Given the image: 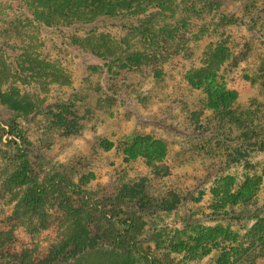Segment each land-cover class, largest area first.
Listing matches in <instances>:
<instances>
[{"label":"rangeland","instance_id":"obj_1","mask_svg":"<svg viewBox=\"0 0 264 264\" xmlns=\"http://www.w3.org/2000/svg\"><path fill=\"white\" fill-rule=\"evenodd\" d=\"M210 1V8L194 20L182 42L169 43L166 60L142 71L115 66L109 69L79 50L71 39L86 36L85 29L46 28L33 23L25 26L23 39L0 33L3 65L12 67L14 56L19 54L11 53V48L30 46L40 58L64 70L67 84L43 88L40 98L45 103L41 110L50 107L60 112L53 109L56 103L72 102L71 110L79 117L81 127L78 133L63 136L44 114L16 119L28 144L6 135L0 142V221L11 213L21 194L7 195L1 185L10 170L7 155L12 154L15 142L17 147L27 148L34 182L52 186L50 192L62 205L99 202L109 217L117 219L133 217L124 214L126 211L134 213L139 244L122 252L134 264H264V245L259 246L258 253L250 243L254 233L248 229L254 221L235 214L257 210L264 217V150L248 147L256 135L258 145L264 143V0ZM22 4L21 0H0V19L23 20L27 13ZM96 34L118 44L127 41L133 46L136 42L118 26H100ZM235 57L241 59L236 66ZM197 72L237 93L229 110L201 112L202 90L188 84ZM16 86L29 94L37 93L17 82ZM11 120L12 114L0 107V133L11 130ZM136 134L164 143L170 176L152 182L151 201L145 207L117 204L111 208L102 189L111 181L106 173L120 161L112 153L93 157L92 145H103L102 139L113 142L117 136ZM239 139L251 140L245 146L249 155L243 163L233 164L227 147L236 145ZM74 159H88L92 166L85 170L76 166V173L71 175ZM112 161L115 164L106 167ZM150 171L147 167L143 174ZM135 176L130 175L134 180ZM225 177H229V185L221 188L220 179ZM244 179H248L255 196L249 206L231 205L225 194L235 193ZM217 188H221L220 193ZM169 191L179 194L180 205L173 211L156 210L154 207ZM49 218V228L34 234L27 232L29 224H24L27 228L19 226L17 249L34 248L44 255L66 222L63 212H52ZM246 246L251 250L240 254Z\"/></svg>","mask_w":264,"mask_h":264},{"label":"trees","instance_id":"obj_2","mask_svg":"<svg viewBox=\"0 0 264 264\" xmlns=\"http://www.w3.org/2000/svg\"><path fill=\"white\" fill-rule=\"evenodd\" d=\"M21 2L27 13L23 20L7 22L0 19V33L6 37L23 39L25 26L29 27L33 23L46 28L85 29L88 30L86 36L71 39V43L79 50L99 59L109 69L115 66L121 70L142 71L166 60L167 47L171 46L169 43L182 42V37L188 32L186 30L193 25L197 17L207 12L211 1L21 0ZM200 3L202 5L198 8L197 4ZM165 18L169 20L165 21ZM5 24L13 28L5 29L3 28ZM106 24L125 29L136 40L135 44L130 46L129 42L122 41L123 44L120 45L108 37L96 34L97 29ZM177 44L176 46H179ZM10 51L19 54L14 56L12 67L5 66L0 61L2 67L0 68V107L11 113L13 120L8 125L11 130L6 132L2 130L0 133V142L6 135L19 138L25 145L28 144L21 129L18 128L16 119H28L41 114L50 117L53 126L60 128L63 136L78 133L81 127L79 117L71 110L74 107L72 102L56 103L53 109H60V112L55 113L50 107L41 110L42 104L45 103L40 98L43 88L51 84L58 86L67 84L68 77L64 70L52 61L40 58L33 47H13ZM238 60L241 61L239 57H235L234 66L238 64ZM9 78L13 80L8 81ZM211 80L212 77L197 72L188 81V84L195 89L202 90L201 112L229 110L227 108L236 101L237 93L215 85ZM16 82L21 87H32L37 93L32 95L22 91L16 86ZM249 121L251 123L253 119ZM257 138L256 135L255 141L248 147L259 146L258 150L260 148L264 150V143L258 145L260 141ZM102 140L103 145L102 143L98 145L96 142L92 145L95 155L93 157L102 153L105 155L112 153V156L120 161L112 171L106 173L111 181L102 189L106 194L105 198L103 197L105 201L109 202L111 208L117 204L125 208L148 205L151 201L152 182L162 181L171 173L165 163L164 143L137 134L117 136L113 142ZM250 141V139L245 141L239 139L236 145L227 147L231 151L228 154L231 163L244 162V158L249 155V152H245V146ZM12 147V154L7 155L10 170L1 185L7 195L14 196L18 191H21V194L17 197L11 213L0 221V264H134L128 256L122 254L124 251L136 249L139 244L136 237L138 219L133 212L124 213L133 214V217L117 219V217H109L99 202L97 204L85 200L83 203L68 202L62 205L50 192L52 186H42L34 182L27 148L21 149L15 142ZM71 164L73 166L70 174L73 175L76 173V166L85 170L92 166V161L74 159ZM114 164V161L109 162L106 167ZM147 167L151 168V171L148 175H144L143 172ZM130 175L137 176L134 180ZM62 178L66 179V177ZM220 180L221 188L229 185V177ZM247 180L244 179L237 184L238 190L235 193L231 194L227 191L225 194L231 205L249 206L252 202L255 191L251 190L252 187ZM221 188L215 189L217 193L221 192ZM181 201L178 193L169 191L154 208L164 212L173 211ZM52 212L65 213L66 222L58 232L56 240L47 247L45 254H39L34 248L17 249L16 231L19 226L27 228L24 224H29L26 230L32 234L48 229ZM235 214L241 218L247 216L254 221L251 229H248L254 233L250 243L255 244V251L260 253V247L264 245V237L261 236L264 234V217L259 216L260 211L257 210L249 213L239 211ZM250 250L249 246L243 247L240 254L246 255Z\"/></svg>","mask_w":264,"mask_h":264}]
</instances>
